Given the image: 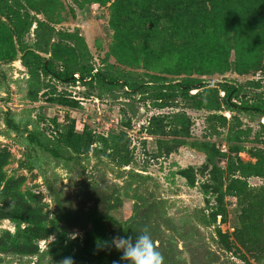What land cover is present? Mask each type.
I'll return each instance as SVG.
<instances>
[{
    "label": "rangeland",
    "instance_id": "374dc122",
    "mask_svg": "<svg viewBox=\"0 0 264 264\" xmlns=\"http://www.w3.org/2000/svg\"><path fill=\"white\" fill-rule=\"evenodd\" d=\"M5 1L0 0V264H59L66 257L74 264H128L111 243L122 236L112 220L99 219L95 226L94 215L75 226L60 221L62 208L84 212L94 203L136 236L146 227L164 264H264V214L258 226L244 221L235 185L240 179L251 192L264 186V176L244 175L238 163L257 162L264 115L228 109L221 86L211 93L210 108H190L179 97L161 106L155 102L157 95H181L177 81L199 79L210 86L244 84L234 102L264 103V52L260 67L249 62L243 72L234 67L233 50V64L224 71L169 73L161 65L150 69L117 59L110 3L9 0L30 12L13 15L23 31L20 43L16 33L8 34L13 25L3 15ZM26 46L33 52L25 54ZM42 58L60 71L64 65L79 75L80 69L100 70L149 88L127 95L120 84L108 87L99 77L84 83L74 75L76 81L64 82L43 71ZM8 110L18 132L5 123ZM73 126L110 141L76 151L61 141ZM30 133L58 146L61 156L30 143Z\"/></svg>",
    "mask_w": 264,
    "mask_h": 264
},
{
    "label": "trees",
    "instance_id": "16d2710c",
    "mask_svg": "<svg viewBox=\"0 0 264 264\" xmlns=\"http://www.w3.org/2000/svg\"><path fill=\"white\" fill-rule=\"evenodd\" d=\"M110 3V24L114 30L111 46L112 53L123 63L131 65L142 64L150 69H157L161 65L164 72L211 73L231 68L230 53L235 51V69L243 72L247 63L250 67H260L264 52V0H88ZM3 15L10 20L13 27H8V34L18 36L22 43L23 31L20 30L18 20L14 14L30 15L25 6L13 7L9 0L2 6ZM41 24H43L42 21ZM32 21L28 25H31ZM81 37V36H80ZM25 54L32 53L28 46L24 47ZM39 57V56H38ZM42 69L46 74H53L64 82H74L75 69L65 67V71L54 68L52 59L42 58ZM80 69V68H77ZM81 80L86 83L88 78L99 80L108 87L121 85L127 95L142 94L149 88L144 82L121 83L116 77H110L107 72L93 69H80ZM88 74H85V72ZM181 95L177 93L156 97V104L161 106L168 102L166 98L179 97L186 105L194 109L210 108L213 101L210 95L213 91L219 93L218 86L224 90L223 103L228 109L241 108L245 111H255L264 115V103L238 104L234 99L241 96L244 84L237 82H221L217 86H210L202 80H180L175 85ZM66 102L65 100H63ZM76 105L77 102H68ZM159 118L154 117L153 121ZM5 123L8 128L18 132L20 127L12 113L6 112ZM30 143L50 152L53 156H61L58 146L44 143L30 133ZM107 144L110 139L95 135L90 130L83 133L75 132L74 126L62 133L64 145L73 147L76 151L90 150L97 141ZM117 146V145H116ZM57 148V149H56ZM116 148V147H115ZM121 149L117 147L119 153ZM121 152V151H120ZM256 163L243 162L238 158L239 169L244 175L254 173L264 176V149L254 153ZM130 160L125 159L123 163ZM235 185L242 194V204L245 206L243 217L253 225L262 223L264 214V186L258 192H251L244 181L237 179ZM242 190V192H241ZM84 212L62 208L60 221L69 226L78 225L84 216L94 215V226L99 219L108 218L120 226L122 237H137L130 229L112 217L108 212H102L100 204L84 209ZM98 217V218H97ZM258 230H260L258 228Z\"/></svg>",
    "mask_w": 264,
    "mask_h": 264
},
{
    "label": "clouds",
    "instance_id": "9594fccd",
    "mask_svg": "<svg viewBox=\"0 0 264 264\" xmlns=\"http://www.w3.org/2000/svg\"><path fill=\"white\" fill-rule=\"evenodd\" d=\"M54 237L51 239L50 243ZM112 245L123 254L121 259L128 264H164V257L158 250V244L153 241L145 227L133 240L132 237L116 236L111 241ZM59 264H74L72 257H66ZM113 264H118L114 261Z\"/></svg>",
    "mask_w": 264,
    "mask_h": 264
},
{
    "label": "water",
    "instance_id": "95a60500",
    "mask_svg": "<svg viewBox=\"0 0 264 264\" xmlns=\"http://www.w3.org/2000/svg\"><path fill=\"white\" fill-rule=\"evenodd\" d=\"M176 99H177V97H171V98H166V99H164V101H167V100L172 101V100H176Z\"/></svg>",
    "mask_w": 264,
    "mask_h": 264
},
{
    "label": "built area",
    "instance_id": "2783aa9c",
    "mask_svg": "<svg viewBox=\"0 0 264 264\" xmlns=\"http://www.w3.org/2000/svg\"><path fill=\"white\" fill-rule=\"evenodd\" d=\"M74 75L78 78V81H79L80 75L78 73H75Z\"/></svg>",
    "mask_w": 264,
    "mask_h": 264
}]
</instances>
